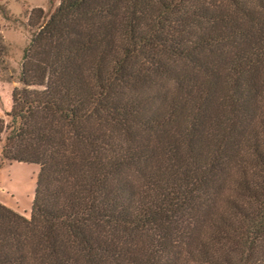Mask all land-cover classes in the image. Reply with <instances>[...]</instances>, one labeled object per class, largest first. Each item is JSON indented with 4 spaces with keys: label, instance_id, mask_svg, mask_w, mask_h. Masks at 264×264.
<instances>
[{
    "label": "trees",
    "instance_id": "obj_1",
    "mask_svg": "<svg viewBox=\"0 0 264 264\" xmlns=\"http://www.w3.org/2000/svg\"><path fill=\"white\" fill-rule=\"evenodd\" d=\"M0 166V264H264V0L32 11Z\"/></svg>",
    "mask_w": 264,
    "mask_h": 264
},
{
    "label": "rangeland",
    "instance_id": "obj_2",
    "mask_svg": "<svg viewBox=\"0 0 264 264\" xmlns=\"http://www.w3.org/2000/svg\"><path fill=\"white\" fill-rule=\"evenodd\" d=\"M61 0H0V117L8 120L12 96L21 87L25 51L34 32L29 26L32 11L42 8L53 13ZM40 166L18 162L0 166V201L31 218Z\"/></svg>",
    "mask_w": 264,
    "mask_h": 264
},
{
    "label": "crops",
    "instance_id": "obj_3",
    "mask_svg": "<svg viewBox=\"0 0 264 264\" xmlns=\"http://www.w3.org/2000/svg\"><path fill=\"white\" fill-rule=\"evenodd\" d=\"M0 202H3L2 200ZM4 204V203H3ZM6 204V203H5ZM7 206V205H6Z\"/></svg>",
    "mask_w": 264,
    "mask_h": 264
}]
</instances>
